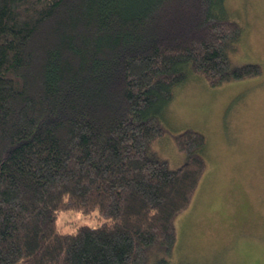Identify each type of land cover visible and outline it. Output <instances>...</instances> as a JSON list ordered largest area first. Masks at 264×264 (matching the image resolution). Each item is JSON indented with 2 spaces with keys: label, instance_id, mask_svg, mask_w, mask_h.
Listing matches in <instances>:
<instances>
[{
  "label": "trees",
  "instance_id": "1",
  "mask_svg": "<svg viewBox=\"0 0 264 264\" xmlns=\"http://www.w3.org/2000/svg\"><path fill=\"white\" fill-rule=\"evenodd\" d=\"M241 34L225 0H0V264H170L207 142L173 135L171 168L161 115L192 76L262 72L231 65Z\"/></svg>",
  "mask_w": 264,
  "mask_h": 264
},
{
  "label": "rangeland",
  "instance_id": "2",
  "mask_svg": "<svg viewBox=\"0 0 264 264\" xmlns=\"http://www.w3.org/2000/svg\"><path fill=\"white\" fill-rule=\"evenodd\" d=\"M225 6L242 27L231 65L255 62L262 72L218 86L192 76L161 115L166 132L153 147L171 168L184 160L173 135L192 128L207 142L205 170L174 220L173 249L161 254L170 264H264V0ZM100 221L96 211L63 210L56 218L62 231Z\"/></svg>",
  "mask_w": 264,
  "mask_h": 264
}]
</instances>
